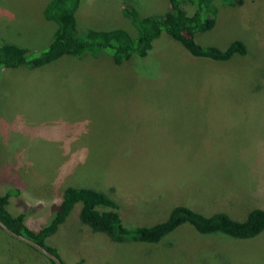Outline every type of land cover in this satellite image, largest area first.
Here are the masks:
<instances>
[{
  "label": "rangeland",
  "instance_id": "1",
  "mask_svg": "<svg viewBox=\"0 0 264 264\" xmlns=\"http://www.w3.org/2000/svg\"><path fill=\"white\" fill-rule=\"evenodd\" d=\"M47 1L0 0V44L25 58L46 49L56 27ZM228 1H209L214 23L193 38L220 49L240 40L244 53L225 61L192 56L161 31L145 56L118 63L103 49L0 68V194L17 191L8 212H27L36 230L69 185L106 193L124 225L159 221L176 204L233 219L264 208V0ZM123 6L160 17L168 2L78 0L75 26L132 36ZM78 210L45 239L63 264H264V231L240 239L184 223L156 243L113 242ZM0 264L51 263L0 230Z\"/></svg>",
  "mask_w": 264,
  "mask_h": 264
},
{
  "label": "trees",
  "instance_id": "2",
  "mask_svg": "<svg viewBox=\"0 0 264 264\" xmlns=\"http://www.w3.org/2000/svg\"><path fill=\"white\" fill-rule=\"evenodd\" d=\"M184 1L167 0L168 9L160 17L138 16L133 8L123 6L121 12L135 30L134 35L131 36L122 28L78 31L74 19L78 0H48L42 14L56 27L46 49L35 56L25 58V48L12 43H2L0 44V68H14L20 65L31 68L40 67L62 55L96 54L103 49L109 53L114 62L118 63L130 59L133 55L145 56L152 41L161 31L177 41L192 56L225 61L232 54L244 53V46L237 39L229 42L223 49L197 44L193 39L195 33L210 29L214 23L212 14L215 10L209 3L212 0ZM235 1L239 0H229L228 3ZM188 5L192 8L189 11L191 13L186 12ZM16 193V190L11 189L0 194V221L9 229L39 243L56 256L55 248L49 246L45 239L56 231L76 203H79L78 221L93 231L105 234L113 242L156 243L184 223L189 224L201 234L219 233L240 239L252 238L264 231V208H252L242 219H233L223 211L205 215L183 204L166 208L165 213H162L165 214L164 217L159 221L151 224L130 223L126 225L131 226H126L118 215L117 203L106 193L93 188L71 185L62 190L50 220L42 227L33 230L23 222L24 214L27 212L19 210L11 214L6 208L9 196ZM48 260L54 264L50 259ZM61 264H63L62 261ZM73 264H79V261Z\"/></svg>",
  "mask_w": 264,
  "mask_h": 264
},
{
  "label": "water",
  "instance_id": "3",
  "mask_svg": "<svg viewBox=\"0 0 264 264\" xmlns=\"http://www.w3.org/2000/svg\"><path fill=\"white\" fill-rule=\"evenodd\" d=\"M0 229L7 234L8 236L17 239L29 246H31L33 249H35L37 252H39L40 254L44 255L45 257H47L48 259H50L54 264H61L60 259L53 254L52 252H50L49 250L45 249L42 245H40L39 243L35 242L34 240L20 234L17 233L11 229H9L5 224H3V222L0 221Z\"/></svg>",
  "mask_w": 264,
  "mask_h": 264
}]
</instances>
